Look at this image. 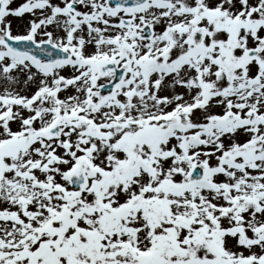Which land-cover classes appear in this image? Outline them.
Instances as JSON below:
<instances>
[{
  "label": "snow or ice",
  "instance_id": "obj_1",
  "mask_svg": "<svg viewBox=\"0 0 264 264\" xmlns=\"http://www.w3.org/2000/svg\"><path fill=\"white\" fill-rule=\"evenodd\" d=\"M0 264H264V0H0Z\"/></svg>",
  "mask_w": 264,
  "mask_h": 264
},
{
  "label": "rangeland",
  "instance_id": "obj_2",
  "mask_svg": "<svg viewBox=\"0 0 264 264\" xmlns=\"http://www.w3.org/2000/svg\"><path fill=\"white\" fill-rule=\"evenodd\" d=\"M16 29L14 28V31H15Z\"/></svg>",
  "mask_w": 264,
  "mask_h": 264
}]
</instances>
